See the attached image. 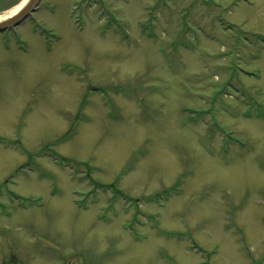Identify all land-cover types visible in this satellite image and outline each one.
<instances>
[{
	"label": "rangeland",
	"instance_id": "374dc122",
	"mask_svg": "<svg viewBox=\"0 0 264 264\" xmlns=\"http://www.w3.org/2000/svg\"><path fill=\"white\" fill-rule=\"evenodd\" d=\"M87 1L0 36V264H264V0Z\"/></svg>",
	"mask_w": 264,
	"mask_h": 264
},
{
	"label": "flooded vegetation",
	"instance_id": "af4514ba",
	"mask_svg": "<svg viewBox=\"0 0 264 264\" xmlns=\"http://www.w3.org/2000/svg\"><path fill=\"white\" fill-rule=\"evenodd\" d=\"M13 1H14V3H13ZM13 1H11V2L5 4V5H3L2 6L3 8L0 7V9L2 8L1 9L2 11L3 10H6L7 8H10V7L16 5L17 4V1H19V0H13ZM41 2L42 1H40L39 3H37L36 6H35V9L33 10V12L26 17L25 21H23L20 25H18L15 28H22L28 22L29 23L31 22V24H32L31 28H43V24H41V22L36 17L37 16V13L40 11V9L43 8V5L44 4H42ZM1 10H0V12H1ZM0 251H1V249H0Z\"/></svg>",
	"mask_w": 264,
	"mask_h": 264
},
{
	"label": "bare ground",
	"instance_id": "6f19581e",
	"mask_svg": "<svg viewBox=\"0 0 264 264\" xmlns=\"http://www.w3.org/2000/svg\"><path fill=\"white\" fill-rule=\"evenodd\" d=\"M28 1L29 0H22L21 2L17 3L16 5L0 12V23L5 22L8 19L15 16L16 14H18Z\"/></svg>",
	"mask_w": 264,
	"mask_h": 264
},
{
	"label": "water",
	"instance_id": "95a60500",
	"mask_svg": "<svg viewBox=\"0 0 264 264\" xmlns=\"http://www.w3.org/2000/svg\"><path fill=\"white\" fill-rule=\"evenodd\" d=\"M37 0H30L23 10H21L16 16L8 19L7 21L0 23V31L4 30L8 25L16 23L20 18H23L36 4Z\"/></svg>",
	"mask_w": 264,
	"mask_h": 264
}]
</instances>
